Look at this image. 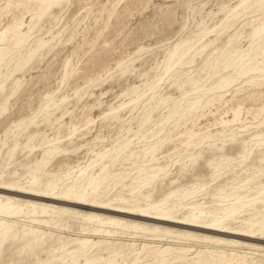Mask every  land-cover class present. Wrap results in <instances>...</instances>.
Wrapping results in <instances>:
<instances>
[{
    "label": "rangeland",
    "instance_id": "374dc122",
    "mask_svg": "<svg viewBox=\"0 0 264 264\" xmlns=\"http://www.w3.org/2000/svg\"><path fill=\"white\" fill-rule=\"evenodd\" d=\"M263 23L264 0H0V187L52 189V196L71 186L82 191L118 155L115 179L96 197L110 208L153 216L169 207L182 218L189 210L177 215L173 205L190 192L185 203L202 204L209 222L218 207L214 191L236 193L233 185L249 176L251 196L264 193V138L256 139L264 134V72L233 78L225 58L264 46L253 42ZM40 41L45 45L36 50ZM172 54L187 64L166 71ZM257 60L264 69V56ZM191 104L198 105L188 112ZM152 147L164 169L157 175H150L152 156L142 157ZM142 173L152 185L134 197ZM172 191L179 194L164 202ZM0 201L20 211L4 219L12 222L8 236L0 228V264H264L263 210L228 225L240 231L261 215L254 238L239 239L17 192H0ZM31 228L39 234L25 236ZM85 239L88 248L77 252ZM93 242L100 243L90 248Z\"/></svg>",
    "mask_w": 264,
    "mask_h": 264
},
{
    "label": "bare ground",
    "instance_id": "6f19581e",
    "mask_svg": "<svg viewBox=\"0 0 264 264\" xmlns=\"http://www.w3.org/2000/svg\"><path fill=\"white\" fill-rule=\"evenodd\" d=\"M259 6V5H258ZM45 7V6H44ZM48 6L43 8L41 12V14L39 15L40 16H44V14H46L47 10H48ZM36 13V12H35ZM33 27V21L30 23L29 25V28L30 30L32 29ZM223 32V31H222ZM22 35V34H21ZM27 35L23 36L22 38L20 37L21 41L23 42L25 40ZM19 40V39H18ZM261 41L260 45L264 44V23L259 27V29L254 33L253 35V42H259ZM21 42V43H22ZM186 42V41H185ZM184 42V43H185ZM252 42V43H253ZM184 43H181L179 46H182ZM37 48L36 50L42 48L45 44L44 42L40 41L39 43H37ZM259 44V43H258ZM15 45H17L15 43ZM20 45V44H19ZM256 45V46H255ZM255 45H252L249 53L247 55H238L236 57H233L232 58H227V55H229V53L225 54V58L227 60L226 62V69H232L234 71V75H233V78L235 77H243V76H246L247 74H251V73H257V74H260V73H263L264 72V69L263 67L258 63V60L257 58L261 57V56H264V46H260V48L257 50V44ZM255 46V47H254ZM182 50V48H180ZM186 49V48H185ZM202 50V49H201ZM180 51V50H179ZM186 51V50H185ZM184 52V51H183ZM222 52V51H221ZM5 53V52H4ZM178 53V52H177ZM180 53V52H179ZM1 54V52H0ZM245 54V53H244ZM183 55V54H182ZM2 56V55H1ZM35 56V55H34ZM179 57V56H178ZM184 55L180 57L179 59V62H175L174 61V58L175 57V54H172L168 61L167 62V65H166V71H169L171 70L175 65H184V64H187L186 63V59L184 60ZM263 58V57H262ZM16 59V58H15ZM31 59V58H30ZM29 59V60H30ZM254 62L253 65H251V63ZM28 63V62H27ZM1 64V63H0ZM25 64H21L19 65L18 67V70L19 69H23ZM207 68V67H205ZM215 69V68H214ZM227 80V79H226ZM230 80V79H229ZM235 81V80H234ZM226 82V81H225ZM229 83V82H228ZM232 83V82H230ZM190 84V83H189ZM220 84H217L215 86L212 87V89H210L211 91L213 90H216L217 88H219ZM222 85V84H221ZM198 90V89H197ZM135 91V90H134ZM208 92V91H207ZM199 93V92H198ZM198 105V104H196ZM196 105L195 104H191L188 106L187 108V111H191V110H194L196 108ZM49 109V108H48ZM118 110V109H117ZM115 110V111H117ZM185 111V110H184ZM150 118V117H149ZM149 118L145 119L143 122L144 123H147L149 122ZM28 124V123H27ZM25 125V124H24ZM21 126V125H20ZM140 131V130H139ZM8 134V133H7ZM264 138V134L263 135H257L256 136V139H260V138ZM255 140V139H254ZM5 145V143H4ZM3 145V146H4ZM28 145V144H27ZM128 144L123 146V147H120L118 151H122L123 149H126L128 148ZM18 148V147H17ZM245 148V147H244ZM248 148V147H247ZM16 150V147L12 149L11 153H14ZM156 149L155 148H149L148 150H146L142 157L143 158H147L148 155H151L152 156V159H151V163L155 169L152 171L151 170V174L150 175H157L159 174L160 172H163L164 169H162V166H160L159 164H157L158 162H156L155 158H154V151ZM247 150V149H246ZM264 150V149H263ZM262 150V151H263ZM116 151V150H115ZM120 151V152H121ZM221 151V150H220ZM250 151V150H249ZM51 153V152H50ZM49 154V153H48ZM53 154V153H51ZM107 154V153H106ZM119 154V152H118ZM48 155H46L45 157H47ZM264 156V155H263ZM105 153L104 154H99L97 156H95V158L92 160V163H89V168L99 162H101L102 160L106 159L105 158ZM129 157V156H128ZM44 158V157H43ZM118 158V155L116 157H114L113 159H110L111 161H107L109 162L108 164H102L101 167H99V173L98 174H93L92 172H90V176L87 178V181H86V186L83 188L82 191L76 189L75 187H72L67 189V190H64V192L61 194H57V195H54L52 196V194H50L53 190L51 189L50 191H48V193H44L42 192L43 194L41 193H38L37 191H35L33 188H30V189H19V191L16 190V187L12 184V185H9V186H5V187H0V192H17L19 194H23V195H26L30 198H33V199H37V200H50L52 203H66V204H70V205H73V206H76V207H79V208H87V209H91V210H101V211H108V212H111L113 214H117V215H127V216H136L138 218H143V219H146L148 221H151V222H155V223H159V225L161 224H166V225H170V226H175V227H179V228H188V229H193V230H200V231H204V232H209V233H214V234H225V235H229V236H233V237H239L240 238H243V239H252L254 238L253 236V233H254V227L256 226H260L262 224V222L260 221L259 216L258 219L256 220V222L253 224L252 223H248L245 225V227H241L240 231H235V230H229L228 228V225H230V223L234 220H236L237 218H242L241 216L246 213V212H250V211H253V210H263L264 211V193L260 190L258 192L255 193V197H252L251 196V192L252 190L250 191L249 189L251 188H248L250 187V181H252L251 178H248L246 179V181H244V184L243 186H239V185H233V188L234 190H236V193H234L233 191V194L231 195H225L226 193L225 192V189H219L217 191H214L215 193L212 194L211 196L213 198L216 199V203L218 205L217 208H214L211 212H209V214H212L215 216L214 219L210 220L209 222H206V213L204 212L205 208L203 209V206L202 204H197L196 203V200L192 203H185V200L189 199V198H192L194 196L195 193H190V192H187L184 196H177V194H179L178 191H172L171 193H169L166 197H164L165 199L163 200L164 202H168L169 199H171L172 196L176 195L177 196V199H175V202L172 201L171 203L174 202V205H173V209L172 210H176V213H179L180 211L182 210H186L188 209L189 212H187V215L183 216L182 218H178L177 217H173L171 216V211H169V207L167 209H163L162 211L156 213L155 211V215L151 216V215H148L146 214L147 212H136V211H127V210H123V209H116V208H110V206H108L109 204H105V205H102L101 203L99 204L97 201H96V197H98L99 195L103 194L104 192V186L106 187V184L108 182H110L111 180H114L115 178L113 177H110L112 173H110L112 167L114 166L115 162H116V159ZM47 159V158H46ZM49 159V157H48ZM45 160V159H44ZM261 161V160H260ZM126 162V161H125ZM195 163V162H194ZM100 164V163H99ZM45 166V164H44ZM98 166V165H97ZM42 168V167H41ZM88 168V167H87ZM94 168V167H93ZM92 170V169H91ZM83 172V176L84 174L87 172L86 170L85 171H82ZM139 172V171H138ZM184 172V171H183ZM137 174V173H136ZM146 174V173H145ZM87 175V174H86ZM85 175V176H86ZM139 175V174H138ZM231 175V174H230ZM82 176V177H83ZM88 176V175H87ZM115 176V175H113ZM81 177V178H82ZM118 177V176H117ZM147 177V176H146ZM86 178V177H85ZM123 179V178H122ZM136 180V183H138L140 185V182H142L141 184L142 187L140 186H135L134 189L132 190V196L135 197V195H137L139 192H140V189L142 188H145L149 185H152V181L153 180H148L149 178H145V176L142 174H140L138 177L135 178ZM153 179V178H152ZM78 180V179H77ZM76 180V181H77ZM125 180V179H124ZM35 181V179H34ZM33 181V182H34ZM81 181V180H80ZM116 181V180H115ZM214 181V180H213ZM229 181V180H228ZM32 182V181H31ZM84 182V181H83ZM117 182V181H116ZM81 183V182H80ZM114 183V182H113ZM135 183V184H136ZM31 184L30 183V187H31ZM36 184V183H35ZM74 184V183H73ZM78 185V183H76ZM112 184V183H111ZM110 184V185H111ZM118 184V183H117ZM123 184V183H122ZM238 184V183H237ZM34 185V183H33ZM55 186V184H53ZM84 185V184H83ZM231 185V186H232ZM36 186V185H35ZM38 186V185H37ZM52 186V185H51ZM57 186V184H56ZM21 187V186H20ZM201 187V186H200ZM207 187H209L207 184H205L204 186L202 185V191L204 192V190L208 189ZM55 188V187H54ZM82 188V187H80ZM79 188V189H80ZM133 188V187H132ZM149 188V187H148ZM231 188V189H233ZM264 188V187H263ZM36 189V188H35ZM41 189V188H40ZM57 189V188H56ZM54 189V191L56 190ZM64 189V188H63ZM147 189V188H145ZM227 189V188H226ZM253 189V188H252ZM256 189V188H254ZM42 190V189H41ZM197 191V190H196ZM195 191V192H196ZM131 192V191H130ZM138 192V193H137ZM55 193V192H54ZM141 193V192H140ZM131 196V197H132ZM139 196V195H138ZM137 196V197H138ZM89 197H92V199L90 200ZM105 197V196H104ZM175 197V196H174ZM206 199V198H205ZM214 199V200H215ZM134 200V199H133ZM190 200V199H189ZM162 201V203H164ZM11 202V201H10ZM108 202V201H107ZM110 203V201H109ZM161 203V204H162ZM112 204V203H111ZM156 204V203H155ZM166 205V203H165ZM160 206V204H159ZM158 206V207H159ZM164 206V205H163ZM171 206V205H170ZM155 207V206H153ZM161 208V206H160ZM171 208V207H170ZM154 209V208H153ZM191 209V210H190ZM19 210V209H18ZM138 210V209H137ZM149 210V209H148ZM187 210V211H188ZM207 210V209H206ZM43 214L45 213H49L50 210L49 209H46L44 208L43 210ZM145 211V210H144ZM209 211V210H208ZM197 212V213H195ZM258 212V211H257ZM262 212V211H261ZM153 213V212H151ZM173 213V211H172ZM186 213V212H185ZM184 213V214H185ZM30 214H37L36 212V208H34L33 211L30 212ZM154 214V213H153ZM208 214V216H210ZM222 215V217L218 218L217 216L218 215ZM251 214V213H250ZM173 215V214H172ZM178 215V214H177ZM211 215V217H212ZM254 215V214H253ZM20 216V211H17V210H14V206L9 204V201H0V228H3V231H2V235L3 237H6L10 234V231L12 229V222L10 221H4V219L6 218H9L11 220L13 219H17L19 218ZM176 216V215H175ZM245 217V216H243ZM256 217V216H255ZM252 218V217H251ZM257 218V217H256ZM263 218V217H261ZM209 220V219H208ZM255 220V219H254ZM38 224H45V220H37ZM244 222V221H243ZM108 224H112V223H108ZM244 225V223L242 224ZM240 226V225H239ZM263 230V237H261L260 239H264V226H260ZM256 231V230H255ZM97 232V231H96ZM95 232V233H96ZM101 232V231H100ZM169 234L171 232H168ZM39 234V230H35L33 228H31L29 231L28 230H25L24 231V235L28 236V235H37ZM112 235V234H111ZM256 236V235H255ZM259 236V235H258ZM190 238H194L195 237L197 238V236H194V235H190L189 236ZM257 237V236H256ZM205 241H209V242H215V243H220V240L219 239H215V238H211V237H206L204 239ZM35 241H40L38 238L35 237ZM204 241V242H205ZM90 239H85L82 241V248L79 249V251L77 252H85L88 248V244H90ZM100 242H93V244L90 246L91 247H94L96 246L97 244H99ZM214 243V244H215ZM237 243V242H236ZM77 252H74L73 254H76ZM163 253V252H162ZM164 254V253H163ZM202 254V253H201ZM62 255V254H61ZM65 257V256H62V258ZM231 257V256H229ZM74 260V259H73ZM235 260V258H232L229 262H232ZM226 261V260H225ZM224 261V262H225ZM74 262H76V260H74ZM157 262H160V261H157ZM91 262H88L87 264H89ZM93 263V262H92ZM161 263V262H160ZM228 262H225L224 264H227ZM245 263V262H244ZM243 262L241 261H237L235 264H244ZM105 264H110V263H105ZM163 264V263H162ZM197 264H218V262L214 261V260H210V261H205V260H199L197 262Z\"/></svg>",
    "mask_w": 264,
    "mask_h": 264
}]
</instances>
